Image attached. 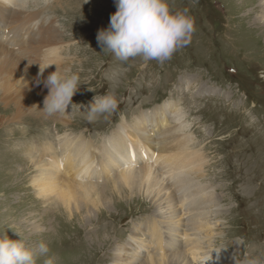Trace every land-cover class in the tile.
<instances>
[{"label":"rangeland","instance_id":"1","mask_svg":"<svg viewBox=\"0 0 264 264\" xmlns=\"http://www.w3.org/2000/svg\"><path fill=\"white\" fill-rule=\"evenodd\" d=\"M57 1L38 0L40 6L52 5L55 9L50 7L40 16V24L47 25L45 16L48 22H57L63 37L64 70L77 73L82 83L73 96L72 103L77 105L73 109L69 105V122L65 113L54 120L46 112L40 113L34 99L20 95L19 87L17 95L14 85L11 87V97L0 92V236L7 233L10 239L18 240L19 230L24 229L28 233L21 234H28L23 237L28 245L41 241L48 245V257L53 258L54 264L113 263L119 247L132 239L134 225L153 217L157 204L142 195L126 202L117 198L114 203L109 179L113 172L100 184L103 188L108 183L105 191L109 197L98 207L89 203L76 211L61 203L49 204L32 186L37 172L31 161L35 153L29 155V149L33 144L42 145L46 139L57 143L59 135L65 133H84L98 147L123 117L130 123L145 108L169 102L188 111L187 118L198 136L195 146L206 160V176L201 181H210L218 188L222 211L219 225L213 226L215 246L241 260L248 254L264 253V25L255 28L259 24L254 18L261 15L257 1L169 0L173 11L188 10L195 21V32L191 43L163 64L156 60L145 62L139 56L125 63L114 54L103 52L97 33L109 27L111 15L117 10L116 0ZM38 4H31L28 12H37ZM4 28L14 29L8 24ZM23 32L21 29L17 36L22 38ZM35 38L39 39L37 35ZM3 48L0 47L2 51ZM8 49L13 51L9 56L16 59L17 54L23 59L22 49ZM34 59L35 56L23 60ZM36 65L35 70L39 67ZM4 73L8 74L6 70ZM14 77L18 75L14 73ZM41 91L46 94V90ZM108 92L120 101L117 113L90 123L85 107L95 95ZM16 115L23 118L16 122ZM18 221L23 225L20 228ZM104 236L114 241L109 245L105 242V249L100 241ZM157 242L147 241L153 253ZM48 257L41 256L37 264H43Z\"/></svg>","mask_w":264,"mask_h":264},{"label":"bare ground","instance_id":"2","mask_svg":"<svg viewBox=\"0 0 264 264\" xmlns=\"http://www.w3.org/2000/svg\"><path fill=\"white\" fill-rule=\"evenodd\" d=\"M254 1H257L256 4L261 12L259 19L254 18V22L259 24L255 28H258L264 25V0ZM31 4H38V0H29L27 6L22 0H0V39H4V45H7L6 47L0 43V47H4L3 51L0 49V92L4 91L11 97L9 94L13 90L11 87L14 85L15 92L19 87L20 95L34 99L40 108V113H44V105L40 102L48 94L49 89L43 82L39 85L36 83L39 72L37 66L39 63L52 62L61 71H65L62 62L63 37L57 22H48L49 18L46 16L44 20L47 25L41 27L40 16L43 17L52 5L40 6L39 2L38 11L30 13L27 8ZM5 24L14 29L6 28V30ZM252 26L254 24L249 27ZM21 29H24V32L22 38H19L17 35ZM36 35L39 39L35 38ZM42 37H45L43 41ZM8 46H12L13 50L22 49L23 59L35 56L36 61L23 60L17 54L16 60L15 56L8 55L13 52ZM30 47H35L34 51ZM35 53L37 55H34ZM34 65L37 70L33 69ZM55 69V65L47 68L44 77L46 78ZM5 70L8 74L4 73ZM14 73L18 75L16 79ZM33 77L34 84L31 82ZM29 78L30 82H28ZM11 81L15 82L11 83ZM42 89L46 90V94L42 93ZM209 95L213 94L209 93ZM68 110L65 114L66 121L69 122L72 113ZM183 110H185L184 106L178 103L171 105L166 102L144 109L135 115L130 123L123 117L111 134L98 143V147L84 133L80 135L65 133L59 135L57 143L46 139L42 145L33 144L29 149V155L35 153L39 156L34 154L31 158L36 167L34 172H37L33 177L32 186L36 194L44 197L47 203H61L68 210L73 207L76 211L89 203L98 207L109 197L105 191L108 183L103 188L100 184L113 172L109 179L114 188V194L110 196L114 203L117 198L126 202L135 195H142L157 204L156 210L151 215L153 217L149 216L141 224L134 225L132 239L128 240V244L119 247L117 251L119 253L115 255L111 264H194L193 262L235 264L236 255H227L223 251L225 249L216 247L212 240L213 226L220 221L221 198L216 194L217 186L210 181H201L206 176L204 174L206 160L203 153L195 146L198 136L187 118L188 111L185 113ZM59 114L51 115L52 119L55 120ZM14 117L16 122L23 118L19 115ZM7 211L11 212L10 209ZM19 221L17 224L20 228L23 225ZM22 232L27 231L20 229L19 233ZM21 236L26 238L28 234L23 233ZM112 239L106 236L100 238L104 249L107 247L104 243L109 245L114 242ZM156 239L158 242L153 247L155 251L153 253L147 241ZM30 242L32 243L31 238ZM219 249L221 250L217 253Z\"/></svg>","mask_w":264,"mask_h":264},{"label":"clouds","instance_id":"3","mask_svg":"<svg viewBox=\"0 0 264 264\" xmlns=\"http://www.w3.org/2000/svg\"><path fill=\"white\" fill-rule=\"evenodd\" d=\"M22 2L27 6L29 0ZM116 4L109 27L98 31L97 41L103 52L114 54L119 61L126 63L139 56L145 62L156 60L163 64L191 43L195 21L187 9L173 11L169 0H116ZM52 65L56 66L55 71L45 78V70ZM41 82L49 89L43 101L47 114L66 113L70 104L72 109L77 105L72 103L82 84L77 73L61 71L52 62L39 63L36 83ZM119 106L120 101L112 92L95 95L85 107L86 119L90 123L101 116L108 119L117 113ZM18 234V240L10 239L7 233L0 236V264H37L41 256L48 257L50 249L45 242L30 246ZM43 264H54V260L48 257ZM235 264H264V253L248 254L242 260L235 256Z\"/></svg>","mask_w":264,"mask_h":264}]
</instances>
